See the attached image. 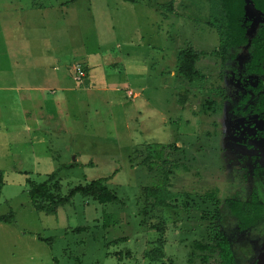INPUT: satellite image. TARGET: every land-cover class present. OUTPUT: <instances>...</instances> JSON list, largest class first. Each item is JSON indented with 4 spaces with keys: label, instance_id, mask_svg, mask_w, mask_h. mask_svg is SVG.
<instances>
[{
    "label": "rangeland",
    "instance_id": "obj_1",
    "mask_svg": "<svg viewBox=\"0 0 264 264\" xmlns=\"http://www.w3.org/2000/svg\"><path fill=\"white\" fill-rule=\"evenodd\" d=\"M68 1L0 0V17L7 16L16 33L47 32L48 52L55 43L52 21L38 24L41 14L31 10L35 19L24 18L33 2H57L65 12ZM85 6L88 18L81 14ZM72 7L82 21L57 25L55 51L66 84L81 90L72 94L74 103L58 104L54 86L42 91L14 80L8 81L12 89L0 91V214L15 215L13 223L0 222V264H151L144 252L156 247L159 222L166 257L156 264H217L215 253L204 263L198 250L188 260L192 240L203 234L200 213L212 209L201 196L254 193L264 203V139L257 135L263 121L238 112L252 82L242 75L247 47L235 63L221 66L209 0H80ZM246 10L252 36L262 15L250 2ZM84 42L91 48L84 50ZM99 45L107 48L102 58ZM10 47L19 50L15 42ZM187 47L202 52L196 69L203 77L192 82L177 73V54ZM81 54L96 61L88 92L68 68ZM206 99L213 101L209 109ZM157 149L159 156H152ZM57 169L62 196L107 178L117 199L76 193L56 214L35 210L30 181L42 182ZM156 187L166 192L169 207L145 203L144 190ZM221 226L239 264H264V222L241 231L225 215Z\"/></svg>",
    "mask_w": 264,
    "mask_h": 264
},
{
    "label": "trees",
    "instance_id": "obj_2",
    "mask_svg": "<svg viewBox=\"0 0 264 264\" xmlns=\"http://www.w3.org/2000/svg\"><path fill=\"white\" fill-rule=\"evenodd\" d=\"M247 2H250L251 6L262 15V20L257 24L252 36L248 35L251 21L246 16ZM171 4L172 1L168 3L169 7ZM33 5L36 6V3L33 2ZM208 24L218 34L219 46L215 53L220 58L223 68L227 66L228 62L235 63L241 48L247 47L249 58L243 65L242 75L243 77H252V82L245 87L244 93L238 100V112L243 116L256 115L263 121L257 135L264 139V0H209ZM201 55V51L192 47L181 49L177 54V73L188 82H192L198 77L202 78L203 76L196 69V63ZM233 69L235 71L234 67ZM204 104L209 109L213 101L206 99ZM159 153L157 149L152 156L157 157ZM58 171L59 169L49 172L42 182L30 181L28 195L35 210L56 214L58 207L68 203L76 193L91 196L101 202L117 199L105 185L107 178L94 179L86 185H76L69 190L67 195L62 196ZM144 194L145 203L151 199L150 205L153 207L170 206L169 197L160 187L147 188L144 190ZM207 200L212 202V209L203 210L200 213L201 222L205 223L201 231L203 234L192 240L193 246L190 249L188 260L191 261L195 251L198 250L199 254H202L200 259L204 263L208 262V254L215 253L218 257L217 264H239L236 260L237 255H235L221 223L224 221L225 215H228L233 218L239 230L255 229L264 222V203L254 193L246 199L232 196L219 199L215 190L207 191L201 196L203 203ZM142 212L144 213V210ZM14 220L15 215L12 211L0 214V222L10 224ZM163 224L159 222L153 225V228L161 236L156 240V247L144 252L145 259H148L151 264L163 263L166 257ZM38 238L44 240L40 236ZM169 264H173V261L170 260Z\"/></svg>",
    "mask_w": 264,
    "mask_h": 264
},
{
    "label": "crops",
    "instance_id": "obj_3",
    "mask_svg": "<svg viewBox=\"0 0 264 264\" xmlns=\"http://www.w3.org/2000/svg\"><path fill=\"white\" fill-rule=\"evenodd\" d=\"M80 0H73L69 1L66 5H64L65 12H62L60 8L57 7V2L50 3V4H39V6H32L30 5V9L28 10L27 16L24 18V20L30 22V20H34L35 18L31 19L33 15L31 16V11L33 12H39L41 14L40 21H38V24H41V22L45 21V17L52 21V30L54 31V45L51 46V48L48 49V52H46V35L47 32H41L37 33L34 27H30L24 34L23 33H16L14 26H9L10 22L7 21L9 19L7 16L6 18L0 17V91H6L7 89H12V84H9V82H12L16 80L19 83H22L25 86L30 85L29 83H33L31 87H34L38 90H45L52 86L56 87L57 91L60 92L57 93V103H62L63 105H66L69 103L72 105L74 103V99L76 97L72 96L75 95L77 92L81 91L77 87H73L71 85L66 84V79H64L61 69L62 65H60V59L57 54V25L62 24L64 22H69L71 18H77L78 21H82V15L84 14L85 18L90 17V7H86L84 11H81V14L78 12L80 10L74 9L72 6L75 5ZM69 6V8H68ZM31 10V11H30ZM71 13L73 15H71ZM81 15V16H80ZM23 20V21H24ZM24 21V22H25ZM43 30H45V23H43ZM78 26V23H74L73 30L78 31L80 30ZM36 31V32H35ZM79 35V34H78ZM87 39V38H86ZM88 41V40H87ZM14 42L16 43V47L19 50H13L11 48V43L14 45ZM61 45H59L60 47ZM58 47V48H59ZM84 50L87 48H91V45L87 43H83ZM107 48H103L102 46H97V54H101V58L103 56V53L106 52ZM9 50V58H8V51ZM83 50V51H84ZM71 54V53H70ZM82 55V54H81ZM80 55L78 62H69L68 68L72 70V66L76 63H80L85 71V77L82 78L81 81L86 85L85 89H82V91H90L91 87H89L90 78L89 73L91 72L92 67L95 66L96 61H92L90 59V56L88 54ZM9 59L11 61H9ZM70 60V59H69ZM73 60V59H72ZM71 60V61H72ZM31 62L32 66L29 67L27 63ZM4 63L15 65L13 67L10 66H2ZM27 65H26V64ZM7 64V65H8ZM73 72V70H72ZM72 73V80L73 79ZM75 81V80H74ZM78 81V82H81ZM106 89L99 88L98 90ZM83 101V100H82Z\"/></svg>",
    "mask_w": 264,
    "mask_h": 264
},
{
    "label": "built area",
    "instance_id": "obj_4",
    "mask_svg": "<svg viewBox=\"0 0 264 264\" xmlns=\"http://www.w3.org/2000/svg\"><path fill=\"white\" fill-rule=\"evenodd\" d=\"M72 70L74 71L73 79L75 81H81L83 77H85V71L79 63H76L72 66ZM128 94H131L129 92Z\"/></svg>",
    "mask_w": 264,
    "mask_h": 264
}]
</instances>
